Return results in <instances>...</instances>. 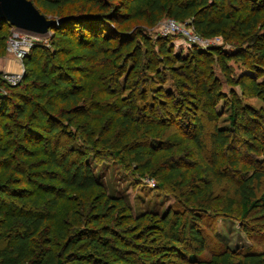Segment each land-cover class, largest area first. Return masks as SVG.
I'll use <instances>...</instances> for the list:
<instances>
[{
    "label": "trees",
    "instance_id": "1",
    "mask_svg": "<svg viewBox=\"0 0 264 264\" xmlns=\"http://www.w3.org/2000/svg\"><path fill=\"white\" fill-rule=\"evenodd\" d=\"M30 1L45 16L69 17L50 27L49 31L54 34L52 49L33 43L23 58L24 74L19 84L10 86L0 80V264H168L171 257L185 260L187 264H264V251L244 249L237 255L239 259H235L232 251L211 245L201 212L215 207L221 212H234L240 221L263 219L264 189L259 190L263 174L255 165L249 164L242 177L225 178L229 185L224 194L216 198L218 202L213 201L215 205L208 202L209 194L217 191L218 174L214 165L205 160L196 163L199 171L196 174L202 178L198 180L194 173L188 175L194 169L176 154L175 148L164 139L162 143L155 140L161 136L156 131L158 124L175 126V130L203 150L202 115L195 112L181 122L179 113L184 106L170 101L154 104L162 118L154 117L156 124L147 125L149 140L112 142L110 137H101V131L95 138L91 137V119L100 118L101 111L84 107L85 97L81 92L87 75L74 69L72 62L76 51L88 59L104 52L111 59L107 63L109 72L120 69L123 73L129 69L124 82L126 89L132 88L141 81L142 67L153 65L155 55L150 37L143 28L133 24H154L162 16L189 19L199 35L220 36L237 47L230 54L221 46H212L192 50L189 58L177 56V62L184 68L181 76L187 78L190 88L194 86L201 91L199 94L193 91L199 108L205 104L203 97H219L218 91L214 92L208 85L212 87L211 75L203 73L197 65H203V59L214 55L227 71V60H243L245 55L239 51L240 46L242 42H249L253 53L251 64H264V32L257 31L259 27L264 28V0H73L82 3L64 14H60L59 8L67 0ZM125 25L134 27L123 30ZM4 27H8L9 36L11 25L0 22V52L5 47ZM243 37L245 41L241 42ZM156 44L157 52L165 54L166 39L160 36ZM120 52L123 57L119 61ZM201 72L206 83L199 79ZM239 84L264 100V88L255 80ZM119 107L125 110L117 119L125 138L132 134L131 127L136 120L127 116L126 110L133 109L130 104L122 102ZM152 115H155L153 111ZM253 115V110L235 103L228 116L230 129L214 127L210 133L212 147L234 146L237 156H242L245 140L252 137L247 123ZM183 127L187 131H182ZM73 128L76 133H84L83 141L90 149L100 144L119 163L134 164L140 174L156 178L160 186L168 182L174 189H185L183 208L154 216L155 221L150 223L145 217L132 219L136 230L122 232L127 227L120 229L122 225L111 216L119 212L123 201L104 193L87 160L89 150L70 141L76 137L71 131ZM31 144L43 147L45 161L23 160L29 155L26 148ZM249 149L252 151L253 147ZM160 152L165 154L157 155ZM230 161L229 165L236 168V157ZM15 174L20 180L37 186L35 189L46 187L43 190L46 204H39L38 194L27 193L24 185L16 184ZM192 179L198 181L192 183ZM91 191H97L99 196L89 201L83 198ZM73 192L81 199L63 212L59 209L60 201L68 204ZM69 216L81 222L78 228L69 229ZM242 228L247 232L246 226Z\"/></svg>",
    "mask_w": 264,
    "mask_h": 264
},
{
    "label": "rangeland",
    "instance_id": "2",
    "mask_svg": "<svg viewBox=\"0 0 264 264\" xmlns=\"http://www.w3.org/2000/svg\"><path fill=\"white\" fill-rule=\"evenodd\" d=\"M81 3V1L67 0L66 3L60 6L59 12L60 14L70 12L74 8L80 6ZM46 17L51 19L59 18V16L53 14H48ZM169 18L170 17L168 16H162L160 20L154 24L146 25L141 22L133 24L143 28L147 36L150 37L154 46L155 55L153 65L150 67L148 65L142 67L143 74L141 81L132 86V88L126 89L124 82V79L129 74V69H126L123 73L120 69H118V72L108 71V64L110 63L108 61L110 57L106 53L101 52V54H99L100 56L88 59L83 56L80 51L73 52V68L79 69L83 75H87L86 83L83 84V91L81 92L85 97L84 100H82L84 101V107L91 111L97 109L101 111L100 118L91 119V131L89 132V135L95 138L97 132L101 131V137H110L112 142H117V140H119L122 143L124 141L134 142L138 140L145 141V139L149 140V137H151L149 135L151 134L146 130L147 125L152 126L156 124L153 119L154 117L162 118L157 107H153L154 104L158 102V105H160L161 103H165V101H170L173 104L179 103L185 108L179 113V120L181 122L185 117L193 115L195 112L202 115L204 125V139L202 140V143L204 144L203 150H199L197 145H195L191 139H187L183 133L175 130V126L165 127L158 124L156 126V131L161 133V136L159 139L155 140L157 142L159 141L158 143H162V139H164L165 143H168L175 148V150H177L176 154L183 157L182 159L186 162L188 161V164L192 165L194 169L189 172L188 175L195 174L198 180L202 178H199L200 176L196 174L199 172L196 163L198 164L200 161L205 160V162L209 161L214 165L218 174V178L215 180L217 191L215 189L214 191L216 192L209 194L208 202L215 205L216 203L213 201H216L217 197L223 195L226 187L229 185L225 182V178L232 176L242 177V172L249 168V164L252 166L255 165L259 173L263 174L259 184V190H263L264 100L252 95L247 88L243 89L239 82L255 80L262 86V88H264V64H251V62H253V53L250 49L251 44L249 42L243 43L242 41H245L244 37L241 38L243 40H241L242 44L239 51H243L245 57L243 60L236 58L228 59L226 62L227 71L222 69L221 64L214 55H211V58L207 57L206 60L203 59V65H197L201 67L203 73L206 72L211 75L210 77L213 78L212 87L210 84H207L214 92L218 91L219 97H217V95H214L210 99H205V97H203L205 104L200 105V107L197 108V102H195L193 98V91H195L196 94H199L201 91L196 90L194 86L190 88V83L187 84V78L181 76L184 68L179 62H177V56L181 54L184 55V57L189 58L192 50L202 47L199 45L188 44L180 33L163 32V26ZM178 21L181 23H190L189 19ZM130 27L134 26L125 25L122 29L132 30L133 28ZM8 31V27H4L2 30V33H5V47L4 50L0 52V80L5 82L6 85L9 84L5 81L3 74L6 71H19L20 69L19 62L7 49ZM257 31L264 32V28L259 27ZM53 35V32L48 31L46 34L36 37L34 42L41 44L45 48L52 49L51 39ZM160 36L164 37L167 42V51L165 54L157 52L158 48L156 39ZM212 46H221L227 54H230L235 48H237L234 45V42L224 40L220 36L212 38L208 46L202 49ZM117 56L119 57L117 60L120 61L123 54L120 52ZM10 58L14 59L17 64V69L14 70L8 67V60ZM202 72L199 74V79L201 80L204 79V77H201L203 74ZM23 74L24 69L22 77L17 84L22 81ZM115 79H118L117 82ZM199 82L200 80H198L196 84ZM204 83H206V81H204ZM122 102H126L133 107L134 110H126L127 116H133L134 120H136V123H133L131 127V131L133 130L132 134H128L125 138L122 137V130L118 125L119 122H117L119 116L125 111L120 110L119 104ZM235 103L245 106L254 112L252 120H248L247 123L252 137L245 140V146L242 148L244 154L240 157L237 156V151L234 149V146H229L228 148L223 147V149H214L210 138V133H212L214 127H219L225 130L230 129L228 116ZM133 105L136 108H134ZM178 109L180 110L181 106H179ZM152 111L155 115H152ZM169 118L171 119V117ZM71 131L76 134V137L70 138V141L89 150L87 160L94 175L101 184L104 193L109 197H115L116 199H121L123 201V205L119 207V212H113L111 216V219H116L118 223L122 225L119 226L120 229H122L123 226L127 227L123 229L122 232L125 233L126 231L132 232L136 230L132 226L133 222L130 221L132 219L145 217L147 219L146 222L150 223L155 221L154 216L161 217L169 210H180L183 208V195L186 194L185 189H174L168 182L164 183V186H160L159 181L156 178L147 174H140L135 169L134 164L128 163L122 165L119 163L118 160L113 158L110 154L111 152L101 148L100 144H97L96 148L90 149V147L83 141L84 133L82 135L78 132L76 133L74 128L71 129ZM182 131L187 130L183 127ZM249 147H253V150L250 151ZM42 148L41 145L38 146L31 144L26 148L29 155L23 158V160L33 161L41 159L45 161L44 155L42 154ZM164 154V152H160L157 155ZM233 157H236L238 160L236 168L235 166L229 165V161ZM251 170L252 169L247 170L248 173H251ZM220 179H222V181L217 182ZM14 180L16 181V184L24 185L26 191H28L27 193L38 194L41 198L39 204H46V193L43 191L47 189L46 187L41 185L45 189H35L37 186H32L30 183L20 180L18 174H15ZM195 180L196 179H192V183ZM192 183L187 185V187L191 186ZM222 185L223 187H221ZM190 192L192 193V191ZM97 193V191L88 192L83 198H86L89 201L92 197H98L99 195L97 196ZM79 199H81L80 195L73 192L68 204H62V201H60L59 209L64 212L66 209L75 206V203L80 201ZM111 208L112 207L109 209L111 210ZM212 208V210L201 211L203 213V227L205 228L206 234H208L211 239V245L216 246L217 249L226 248L232 251L235 259H239L237 255L244 249L264 251V218L240 221L234 212L225 213L220 210L218 211L215 207ZM110 210L107 211L110 212ZM76 216L79 218L80 215L78 216L77 214ZM61 217H65V215L61 214ZM104 220L108 221L106 219ZM80 223L81 222L77 221L76 217L72 218L69 216L70 230L78 228ZM242 225L247 227V232L243 230ZM217 241H219L220 244H217ZM184 261L185 260L181 261L180 259L171 257L168 264H187L186 261Z\"/></svg>",
    "mask_w": 264,
    "mask_h": 264
},
{
    "label": "built area",
    "instance_id": "3",
    "mask_svg": "<svg viewBox=\"0 0 264 264\" xmlns=\"http://www.w3.org/2000/svg\"><path fill=\"white\" fill-rule=\"evenodd\" d=\"M163 32L180 33V35L187 41L188 44L199 45L202 48L207 47L210 40L216 37L201 36L194 30L191 23H181L174 18H169L166 21L163 26ZM40 36L41 35L29 33L14 26L10 27V33L7 39V49L19 62L20 69L19 71H6L3 74L5 81L9 85H15L20 81L24 69L23 58L32 47L35 38Z\"/></svg>",
    "mask_w": 264,
    "mask_h": 264
},
{
    "label": "water",
    "instance_id": "4",
    "mask_svg": "<svg viewBox=\"0 0 264 264\" xmlns=\"http://www.w3.org/2000/svg\"><path fill=\"white\" fill-rule=\"evenodd\" d=\"M68 17L48 18L30 0H0V22L36 35L46 34L50 27Z\"/></svg>",
    "mask_w": 264,
    "mask_h": 264
},
{
    "label": "crops",
    "instance_id": "5",
    "mask_svg": "<svg viewBox=\"0 0 264 264\" xmlns=\"http://www.w3.org/2000/svg\"><path fill=\"white\" fill-rule=\"evenodd\" d=\"M8 67L14 70L17 69V64L15 63L14 59L10 58L8 60Z\"/></svg>",
    "mask_w": 264,
    "mask_h": 264
}]
</instances>
